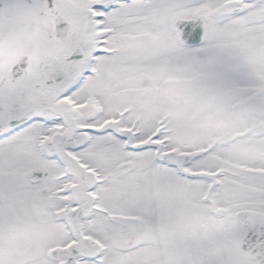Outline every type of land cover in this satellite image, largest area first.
Returning a JSON list of instances; mask_svg holds the SVG:
<instances>
[{
	"label": "snow or ice",
	"instance_id": "snow-or-ice-1",
	"mask_svg": "<svg viewBox=\"0 0 264 264\" xmlns=\"http://www.w3.org/2000/svg\"><path fill=\"white\" fill-rule=\"evenodd\" d=\"M0 264H264V0H0Z\"/></svg>",
	"mask_w": 264,
	"mask_h": 264
}]
</instances>
